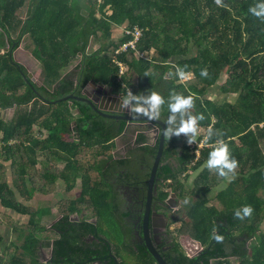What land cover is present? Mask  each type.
Masks as SVG:
<instances>
[{
	"label": "trees",
	"instance_id": "1",
	"mask_svg": "<svg viewBox=\"0 0 264 264\" xmlns=\"http://www.w3.org/2000/svg\"><path fill=\"white\" fill-rule=\"evenodd\" d=\"M259 3L264 0H222L224 6L215 0H0V227L3 218L20 243L0 250V264H120L112 253L122 264H157L146 252L130 251L125 237L122 244L133 260L127 262L117 243L112 247L111 241L106 245L101 239L97 223L112 217L125 228L128 214L114 189L107 202L108 186L113 188L112 180L121 177L131 183L135 175L148 180L159 138L151 146L149 136L141 133L137 147L124 157L107 155L114 147L110 141L124 137L127 122L104 118L81 100L90 82L109 85L125 96L129 91L145 97L159 93L165 100L159 118L164 123L171 93L195 94L190 111L203 115L198 132L206 131L196 139L201 142L209 129L214 133L208 139L212 147L199 157L184 135L165 141L155 200L164 202L171 195L182 200L189 235L202 247L189 257L173 242L163 256L166 263L230 264L235 259L238 264H264V20L249 12ZM23 9L26 16L20 20ZM120 28L142 31L137 51L144 57L133 50L116 54L132 40L124 33L112 38ZM25 36L42 65L41 86L10 56ZM92 42L99 46L94 52ZM78 57L79 64L64 74ZM117 62L124 66L123 75ZM176 68L191 73V79L181 81ZM203 69L207 77L201 76ZM169 72L173 75L167 76ZM223 74L227 78L220 93L236 98L218 104L207 96ZM14 107L15 117L5 121L2 112ZM180 118L177 114V124ZM217 140L228 145L230 158L238 162L237 172L227 178L206 164ZM190 172L198 175L186 198ZM79 179L80 197L58 202L61 217L50 228L41 224L51 215L50 208L19 202L52 194L58 181L71 191ZM223 184L226 189L209 196ZM247 206L253 209L251 216L236 218ZM12 213L29 215L28 223L15 224L8 216ZM76 216L78 221L73 220ZM215 235L223 241L216 242ZM44 249L51 254L47 262L39 255Z\"/></svg>",
	"mask_w": 264,
	"mask_h": 264
},
{
	"label": "rangeland",
	"instance_id": "2",
	"mask_svg": "<svg viewBox=\"0 0 264 264\" xmlns=\"http://www.w3.org/2000/svg\"><path fill=\"white\" fill-rule=\"evenodd\" d=\"M25 16H26V9H23L19 13V19L24 20ZM19 31H20V27H18V29L13 34L14 39H17ZM116 34H118V37L122 36L121 32H120V34L115 33V35ZM122 34H123V32H122ZM3 38H4V36L2 34V39ZM5 41H7V40L5 39ZM94 44L95 43H93V42L91 43L90 47H92V48L90 51H92ZM7 49H9L8 45H6L5 51H7ZM33 49H34V47H33V43H32L31 38L28 36H25L19 41V47L13 55L19 61L25 60L29 63L30 62L32 63L30 54H31ZM77 63H78V60L75 62L74 65H72V67H74ZM29 72L33 75L34 82L38 86L43 85L42 77H41V75L38 74L39 71H38L37 66L33 65V67L30 68ZM191 77L192 76H190L189 79H191ZM226 78H227V74H223L222 80L209 91L207 99H209L215 103H218V104H222L225 101H227V102L228 101L229 102L235 101V98H236L235 95L234 96H231V95L223 96L220 93L219 87L221 86V84H223V82L226 80ZM184 81H186V80H184ZM96 87H97V85H96ZM96 87L94 89H96ZM16 113H17V111L15 110V108L8 109V110L2 112V117L5 121L10 122L15 117ZM143 124H145L146 126L149 125L147 123H143ZM204 130L202 132H197L196 136L198 137L202 133H205L206 131H204ZM69 138L70 137L66 136V139L69 140ZM117 153H119L120 157H122L123 156L122 154H125V150L122 149L120 152H117ZM63 165L64 164H61L60 167H63ZM236 172H237V170L235 169V173ZM189 175H190V179L187 182V184L185 185V196H186V198L189 197V195H190V191L193 188V181L197 177L198 172L197 173L190 172ZM78 186H79V184H78ZM226 187L227 186L223 184V185L215 188L212 191V193L209 194V196L210 197L216 196L220 191L226 189ZM112 189H113L112 186H108V190L110 191V200L108 199L107 202L111 201V190ZM55 190H56V188H55ZM65 190H66V188L63 186V184L59 182V185L57 188L58 193L55 196L47 197V199H44L40 196L35 197V200L33 201V204L31 205L32 208L39 207V208L45 209L47 207L50 209L54 208V210H55L53 215L51 214L49 217H46L44 220L41 221V224L44 227L50 228L61 217L59 212H58V208L56 210V206H58L57 205L58 200L64 199V197H68L66 194H65V196H63V193H65ZM79 190L80 189L77 188L76 192L78 193ZM122 197H123L122 194H120L121 199H122ZM236 200H238L237 195H236ZM19 202L20 203L25 202L24 205L28 206V207L30 205V202L25 201L23 198H19ZM171 202L174 203L176 207H173L171 209V211L174 212V214H173V217L170 219L168 239H169V241H171V243L177 242L182 247L183 251H185V253H187V255H190V256L196 255L201 251V247L198 250L197 242L194 241V239L189 235L190 221L185 214L186 208L183 207V201L177 200L175 197H173L171 199ZM123 203L124 204L126 203L125 200ZM8 216L11 219H13V222L15 224L17 223L18 225H22V224L26 225V223H28L29 218H30L29 215H25V216L19 215L20 217L16 219L14 217L15 216L14 213H12L11 215H8ZM111 218L109 219V218L103 217L101 220H99L97 223L98 229L100 230L101 234L103 236H105L109 241H111L114 244L117 243L120 246L121 255L127 260V262H133L132 259H129V257H131V255H132V254L131 255L129 254L131 252L128 249H126V247H124V245L122 244L124 236H123V233H121V227L118 225V223L115 224V222L112 220L113 218L112 219ZM175 220L177 221L176 223H174ZM261 228L264 230V225ZM17 236H18V234L16 233V235H15V233L12 231V227L9 225V223L5 222L4 219L2 218V227H0V250L3 251L5 249V247H7L9 244H12V243H16L17 245H20V243H18L19 239H17ZM116 241H118V242H116ZM45 251L50 253L49 249L40 250V252H39L40 259L42 261H45L50 257L49 255L45 254ZM229 261H230V264H238L235 259H231Z\"/></svg>",
	"mask_w": 264,
	"mask_h": 264
},
{
	"label": "clouds",
	"instance_id": "3",
	"mask_svg": "<svg viewBox=\"0 0 264 264\" xmlns=\"http://www.w3.org/2000/svg\"><path fill=\"white\" fill-rule=\"evenodd\" d=\"M218 6H224L222 0H215ZM249 12L257 18L264 20V3H259L255 7L249 8ZM180 80L184 81L189 79L191 73H186L181 68H176L175 73ZM173 73L169 72L167 76H172ZM201 76L207 77V69L201 71ZM195 94H190L185 97L182 94L175 92L170 94L168 101V110L170 115L166 121L167 128L163 130V137L165 139H171L173 136L180 137L184 135L189 145L194 143L195 137L198 132L199 121L203 120V115L194 116L191 109L194 108ZM135 102V103H133ZM164 98L157 92L152 91L148 96L133 95L131 91L127 96L120 98V107L127 109L129 113L135 114L133 118H139L141 116L146 117L149 120H159L161 108L164 105ZM147 105V107H145ZM177 114H180L179 124L176 123ZM186 117V118H185ZM214 135L213 131L209 129L208 136L205 140L211 139ZM216 145L209 154V158L206 162L209 170H215L219 177L227 178L229 174L235 173V169L238 167V162L235 159L230 158V152L228 145L223 140H217ZM185 203H188L186 200ZM253 209L251 206L244 207L241 211L235 213V217L243 220L245 217H250ZM216 242H222L223 237L215 235L213 237Z\"/></svg>",
	"mask_w": 264,
	"mask_h": 264
},
{
	"label": "flooded vegetation",
	"instance_id": "4",
	"mask_svg": "<svg viewBox=\"0 0 264 264\" xmlns=\"http://www.w3.org/2000/svg\"><path fill=\"white\" fill-rule=\"evenodd\" d=\"M140 179L141 177L139 178V176L135 175V177H133V183L126 182L123 177L120 179L115 178L111 182L114 186V192L118 194L119 198L120 194H122L123 197L120 199V203L124 213L128 214L124 219V226L125 228L126 226L128 228L127 234L125 233V228L122 227V225L121 232L123 233L124 238L127 237V243L128 246H130V251H132L135 255L146 252L148 255L152 256L147 247V243H150L155 252L158 253L164 260L163 256L169 251L171 245V241L168 239L170 219L174 214L171 209L176 206L171 201L169 203V200L164 202H156L155 199L157 197L159 181L158 177L156 176V190L153 192V197L150 204V218L147 222H145V214L148 208L147 193L149 179L143 181H140ZM146 183L147 187L145 188ZM124 200L126 202L125 204L123 203ZM169 213L171 214L170 218L167 216ZM77 218L78 217H75L73 220L78 221ZM93 222L96 224V220H93ZM100 236L106 245H110V241L105 236L102 234ZM88 241H93V238L90 237ZM111 244L113 247L114 243L111 242ZM111 255L114 256L118 263L122 264L121 259L116 258L114 253Z\"/></svg>",
	"mask_w": 264,
	"mask_h": 264
},
{
	"label": "water",
	"instance_id": "5",
	"mask_svg": "<svg viewBox=\"0 0 264 264\" xmlns=\"http://www.w3.org/2000/svg\"><path fill=\"white\" fill-rule=\"evenodd\" d=\"M10 56L13 57V53L10 54ZM29 79H32V75H27ZM94 86H96V83H93ZM98 91L97 93H94L93 91L91 94H88V89L84 90V95H86V99H81L82 101L90 104V106L93 108V110L100 116L108 119H113L116 121H125L128 124L131 123H147L149 124L153 130L155 131V138H159V146H158V152L154 161V165L151 171L150 178L148 180V208L145 214V222H147L150 218V204L153 197V192L156 190L155 183H156V176L157 171L161 163L165 141L166 139L163 137V130L167 128L166 124L161 120H149L146 117H139V118H133L134 114L129 113L127 109H122L120 107V98L125 97L124 94L116 95L114 96L112 90H106L104 86L100 85L97 87ZM73 98V96L64 98L63 100H67ZM75 126V123L74 125ZM161 129L160 130L158 128ZM171 199L168 201L170 203ZM148 251L152 254L157 264H167L162 257L155 252L154 248L151 246L150 243H147Z\"/></svg>",
	"mask_w": 264,
	"mask_h": 264
},
{
	"label": "crops",
	"instance_id": "6",
	"mask_svg": "<svg viewBox=\"0 0 264 264\" xmlns=\"http://www.w3.org/2000/svg\"><path fill=\"white\" fill-rule=\"evenodd\" d=\"M125 29V28H124ZM124 29L123 28H120V29H118V30H114L113 31V36H112V38L114 37V38H119L118 37V34H116L115 35V33H119L120 34V32H121V35L123 36V34H122V32L124 31ZM29 37V36H28ZM33 47H34V45H33ZM9 48V47H8ZM91 48L92 47H90V50H91ZM99 48V46L98 45H96V44H94V46H93V49H92V51L91 52H94V51H96L97 49ZM18 49V48H17ZM16 49V50H17ZM15 50V51H16ZM34 50V49H33ZM33 50H32V52H31V60H32V63L30 62H27V61H25V60H22V61H19V60H17L15 57H14V55H13V58H14V60L17 62V63H19L20 65H22L23 67H25L26 68V70H27V74H31L29 71H30V68H32L33 67V65L34 66H37L38 67V74L39 75H41V77H42V65H41V63H40V61H38L34 56H33ZM15 51L14 52H12L13 54L15 53ZM0 53H2V49L0 50ZM11 53V52H10ZM151 54H153V51H152V53ZM78 60V63L80 62V58L78 57L76 60H74V62L69 66V68L67 69V70H64V74H66L67 72H69V71H71V70H73L77 65H78V63L74 66V67H72V65H74L75 64V62ZM32 75V74H31ZM30 80H32L33 82H34V79H33V75H32V79H30ZM42 81H43V79H42ZM35 83V82H34ZM93 83L94 82H90L89 84H88V86L85 88V89H87L88 88V94H90L91 96H92V92L93 91H95L94 93H97V91H98V89H97V87L98 86H100V85H102V86H104L105 87V89L106 90H112V92H113V94H114V96L116 97V95H121V93H116V92H114V90H113V88L111 87V86H109V85H105V84H102V83H98V84H96L97 85V87L96 86H94L93 85ZM36 84V83H35ZM96 87V89H94ZM84 89V90H85ZM91 92V93H90ZM99 92V91H98ZM83 94H84V92H83ZM85 97H86V95H85ZM87 98V97H86ZM15 108V110H16V107H14ZM6 111V110H5ZM75 114H77V111H75ZM73 125H74V123H73ZM74 127V126H73ZM146 127H147V129H146ZM158 128V127H157ZM144 129H146V131H144ZM159 129V128H158ZM160 130V133H161V129H159ZM141 133H143V134H147L148 136H149V138H150V144H151V146H154L155 145V142L158 140V139H156L155 138V131L153 130V128L150 126V125H145V124H143V123H131V124H128L127 125V128H126V130H125V132H124V137L123 138H118V139H116V140H114V141H110V142H112V144L114 145V147H113V149H111L110 150V152L109 153H107V155H111L112 157H113V159H118V158H120V154L119 153H117V152H120L122 149H124L125 150V154H122L123 156L122 157H124L125 155H126V151L127 150H130V149H135L137 146H135V139H136V136L137 135H139V134H141ZM197 137V136H196ZM195 137V138H196ZM78 138L76 137V140H77ZM67 141H69V140H72L71 139V137L69 138V140L68 139H66ZM188 144V143H187ZM123 181H125V180H123ZM59 182L60 183H62L63 184V186L65 187V185H64V183L62 182V181H58L57 183H56V190L52 193V194H50V195H47V196H45V195H41V194H34V196H32V198H31V200L29 201L30 202V205L29 206H31L32 204H33V201L35 200V197L36 196H40V197H42V198H44V199H47V197H52V196H55L57 193H58V191H57V188H58V185H59ZM78 184H79V186H78ZM66 188V187H65ZM77 188H79L80 190L78 191V193L76 192V189ZM114 188V187H113ZM81 190H82V182H81V180L79 179L78 180V182H77V184L75 185V187L71 190V191H67V190H65V193H63V196H65V194L68 196V197H64V199H60V200H65V199H67L68 198V200L69 199H75V198H78V197H80V195H81ZM119 197V196H118ZM174 196L173 195H171L167 200H170V199H172ZM119 199H121V198H119ZM60 200H58V202L60 201ZM58 202H57V204H58ZM25 203V202H24ZM23 203V204H24ZM32 207V206H31ZM47 208V207H46ZM57 208H58V206H56V210H57ZM37 209H40L39 207H37ZM50 210V212H51V214L53 215L54 214V212H55V210H54V208L53 209H49ZM5 212H8V211H6L5 210ZM16 219L17 218H19L20 216H18V215H16L15 214V216H14ZM77 217V216H76ZM58 221V220H57ZM197 245H198V250L200 249V244L199 243H197ZM201 250H202V247H201ZM45 254L46 255H49L50 257L47 259V260H45V262H47L48 260H50V258H51V254L49 253V252H46L45 251ZM189 257H192V256H190V255H188ZM194 256V255H193Z\"/></svg>",
	"mask_w": 264,
	"mask_h": 264
},
{
	"label": "built area",
	"instance_id": "7",
	"mask_svg": "<svg viewBox=\"0 0 264 264\" xmlns=\"http://www.w3.org/2000/svg\"><path fill=\"white\" fill-rule=\"evenodd\" d=\"M125 35H130L132 37V40H130L129 42H127L126 44H124L123 46L120 47V49L116 52V54H120V53H126L129 50H133L136 52V54L138 55V57L142 58L144 57L143 53H139L137 51V43L138 41L141 39L142 37V31L140 29H134V30H130V29H125L123 32ZM117 65L120 68V75H123L124 72V66L122 63L117 62ZM188 80V79H187ZM206 137L203 138V140L201 142H198V139L195 138L194 143L188 146L195 151V154L197 157H199L201 151L203 149H207L212 147L211 145L208 144V140H205Z\"/></svg>",
	"mask_w": 264,
	"mask_h": 264
}]
</instances>
